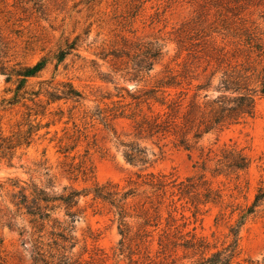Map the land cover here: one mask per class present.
Wrapping results in <instances>:
<instances>
[{
    "label": "rangeland",
    "instance_id": "374dc122",
    "mask_svg": "<svg viewBox=\"0 0 264 264\" xmlns=\"http://www.w3.org/2000/svg\"><path fill=\"white\" fill-rule=\"evenodd\" d=\"M76 38L77 50H66ZM0 40L5 73L47 60L25 87L28 93L43 88L40 106L30 101L0 106L6 135L28 120L33 132L37 130L12 161L0 159V182L16 178L45 184L53 177L56 189L71 186L78 191L110 182L124 190L136 188L137 196L130 200L136 205L150 195L143 177L154 174L177 183L201 177L200 193L211 189L222 196L220 203H200L196 210L186 195L174 191V204L169 207V200H164L160 227L148 238L136 237L137 225L128 220L132 241L122 239L108 206L94 201L92 194L81 196V214L73 224L76 245L71 250L77 264H192L199 253L193 256L180 247L158 253L167 211L172 212L177 236L207 240L206 254L226 243L229 226L252 203L264 178V96L256 94L252 116L204 136L202 151L185 150L170 139H137L133 126L147 107L136 106L130 96L153 86L166 68L184 64L191 76L198 77L193 86L209 77L207 93L212 96L224 70L232 71L247 89H259L264 81V0H0ZM149 41L161 46V58L136 88L121 71L127 65L121 51ZM60 49L67 54L60 56ZM114 51L123 55L122 60L113 59ZM41 81L46 83L38 84ZM63 83H70L84 99L55 100L49 86ZM10 87L14 89L0 75V103L12 96L5 94ZM27 129L22 126L21 131ZM120 141L139 142L149 164H129L118 147ZM225 147L241 151L249 160L248 169L215 175L214 163ZM207 154L210 161L202 168ZM78 169L86 170V175H77ZM21 226L16 219L13 228L0 227V264H31L21 246ZM239 238L234 264H264V203L242 225Z\"/></svg>",
    "mask_w": 264,
    "mask_h": 264
},
{
    "label": "trees",
    "instance_id": "16d2710c",
    "mask_svg": "<svg viewBox=\"0 0 264 264\" xmlns=\"http://www.w3.org/2000/svg\"><path fill=\"white\" fill-rule=\"evenodd\" d=\"M77 41L76 38L68 43L66 50H77ZM132 45L128 50L124 49L126 53L121 51L127 58L125 62L127 65L121 71L124 70V76L134 82L137 88L144 75L161 58L162 48L157 42L152 41ZM3 49V43L0 40V75L5 76V82L14 86V89L11 87L6 89L5 94H12V96L3 97L0 106H15L20 101H30L40 106L39 98L43 88L28 93L25 87L29 79L37 77L44 70L47 60L42 58L33 66H24L5 73L1 56ZM66 54L65 50H59L60 56ZM111 55L115 60L123 58V55L115 51ZM207 66L203 69V73L207 70ZM190 74V67L186 64L178 69L166 68L161 77L155 80L153 86L141 89L136 92L137 94L130 96L136 101V106L144 104L147 107V113L142 115L133 126L134 136H137V139L149 138L158 141L170 139L175 146L185 150L191 151L200 147L202 151L200 142L204 136L217 132L225 126L237 124L247 116H252L256 94L264 96V81L260 83L257 90L247 89L229 70L222 72L218 85L212 89L216 93L215 96L207 93L211 88L208 82L209 77L206 78L205 83L193 86V82L198 80V77ZM45 83L46 81H41L38 84ZM49 87L52 93L56 94L55 100L78 102L84 99L82 93L70 83ZM201 91L205 93L201 95ZM31 116L29 114L28 117ZM32 124L31 120L25 124H17V132L6 135L2 118H0V159L12 161L23 145L25 148L30 145V137L37 131L33 132ZM22 126H28L27 131H21ZM118 147L121 148V153L129 164L138 167L149 164L146 148L139 142L120 141ZM208 154L202 160V168H205L206 163L210 161ZM248 167L249 160L241 151L234 147H225L214 163L213 172L217 176H227L244 171ZM75 171L77 175H86L84 169ZM45 175L48 176L47 173ZM143 178V184L151 190L150 195L146 196L145 201H139L136 205H131L130 201L137 196L136 188L124 190L118 184L110 182L95 185L89 191H78L71 186L56 189L53 177L48 178L45 184L8 178L0 182V227L7 226L11 229L13 221L20 220L21 246L28 253L31 264H77V261L73 260L71 250L76 245L73 224L81 214L78 208L81 196L92 194L94 201H100L108 206L117 217L122 239L127 241L131 240L128 239L130 232L128 220H133L137 225L135 236L140 239L148 238L152 232L158 230L162 220L161 208L164 200H169L168 206L171 207L174 204L171 199L175 195L174 191L181 196L186 195L196 210L200 203L216 205L222 200L221 194L211 189H205L204 193H200L201 177H191L178 183L177 180H170L171 177L168 178L165 175L146 174ZM263 203L264 178L256 188L252 203L242 209L235 224L229 226L225 236L226 243L210 254L205 253L209 249V243L205 238L197 239L195 235L190 238L177 236L179 232L175 231L178 227H173L172 212L167 211L165 227L159 235L160 251L158 253H164L168 247L174 250L180 247L191 251L193 256L199 253L192 264H234L239 254L240 229L248 217L254 215ZM149 228H152V231H148ZM172 228L174 231L171 233Z\"/></svg>",
    "mask_w": 264,
    "mask_h": 264
}]
</instances>
